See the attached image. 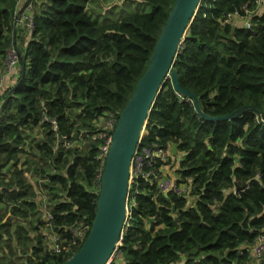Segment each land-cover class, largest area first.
<instances>
[{
	"label": "trees",
	"instance_id": "1",
	"mask_svg": "<svg viewBox=\"0 0 264 264\" xmlns=\"http://www.w3.org/2000/svg\"><path fill=\"white\" fill-rule=\"evenodd\" d=\"M145 1L151 11L101 22L89 13V0H30L35 27L18 48L24 72L0 94V264H61L82 246L57 253L49 236L67 243L73 227H91L95 218L105 166L102 141L92 138L103 126L96 123L126 106L175 0ZM24 3L0 0V67L16 44ZM234 12L249 15L251 26L224 23ZM173 67L205 114L245 109L231 119L203 117L165 81L143 143H177L161 165L174 163L179 181L192 186L178 195L136 177L115 258L251 264L243 248L264 230V11L256 0H201Z\"/></svg>",
	"mask_w": 264,
	"mask_h": 264
},
{
	"label": "water",
	"instance_id": "2",
	"mask_svg": "<svg viewBox=\"0 0 264 264\" xmlns=\"http://www.w3.org/2000/svg\"><path fill=\"white\" fill-rule=\"evenodd\" d=\"M200 2L201 0L174 1L150 58L149 66L138 80L126 106L118 115L111 148L101 176L97 211L89 234L82 246L61 264H106L121 245L124 225L130 213L128 198L132 182V155L139 140L147 131L149 114L168 78L179 93L192 99L196 110L203 117L213 120L231 119L245 109L239 108L235 113L216 117L205 114L199 97L181 86L178 74L173 67L177 51L184 41L186 31L198 11ZM29 3L30 0H27L21 6L20 13ZM22 72H24V65ZM249 108L253 109L252 106ZM258 115L259 119L264 121L260 112ZM177 146V143L171 146L173 155L177 153Z\"/></svg>",
	"mask_w": 264,
	"mask_h": 264
},
{
	"label": "built area",
	"instance_id": "3",
	"mask_svg": "<svg viewBox=\"0 0 264 264\" xmlns=\"http://www.w3.org/2000/svg\"><path fill=\"white\" fill-rule=\"evenodd\" d=\"M257 7L264 3V0H256ZM28 4L25 8V12L22 14L23 16H28L29 6ZM29 18L31 19V26L29 31L33 30L35 27L34 22V11L30 13ZM239 16L238 12L229 13L224 19V23L231 22L233 17ZM246 17H249L246 16ZM20 22V19L18 18ZM22 21V19H21ZM24 26V25H22ZM246 27H250V20L245 22ZM17 61H20V53L16 46H12L8 50L7 57V66L5 75H14L17 72ZM2 83L0 84V86ZM118 117L115 113H106L105 117L101 116V124H103L101 130L92 135L93 140L100 139L101 142V150L100 155L98 156L102 162L105 160L109 154L112 140H113V132L117 125ZM55 123V121L53 120ZM171 156L170 149H164L157 146V144H144L143 138L139 140V144L137 145L131 159V179L132 182L136 177L140 179L148 180L151 184H154L156 188L162 192H173L178 195H183L189 192L191 189L190 180L180 182L178 179L165 175L162 172L161 165L163 161H168ZM100 174L98 175V179L101 180ZM131 182V183H132ZM48 217H51L50 213H48ZM49 226L51 223L48 224ZM91 229L90 224L86 221H80L75 227H73V238L64 243L63 240L54 233L50 238L51 247L57 253H67L71 254L77 247L81 246L86 239V235L88 231ZM118 249V248H117ZM115 250L114 254L116 253ZM243 249L249 251L250 256L252 257L251 264H260L261 260L264 257V230L258 234L255 241L252 245L246 246ZM73 255V254H72ZM71 255V256H72ZM121 258V255L117 256V259ZM111 260V259H110ZM256 261V262H254ZM106 264H112L111 261H108Z\"/></svg>",
	"mask_w": 264,
	"mask_h": 264
},
{
	"label": "rangeland",
	"instance_id": "4",
	"mask_svg": "<svg viewBox=\"0 0 264 264\" xmlns=\"http://www.w3.org/2000/svg\"><path fill=\"white\" fill-rule=\"evenodd\" d=\"M262 5L264 6V3H262L260 5V7ZM28 8H29V10H28V16H29L30 15L29 11H30V13H32V11H33V4L31 3V5ZM87 9H88V11L91 14L93 19L104 22L106 20L118 19L122 15L130 13L132 11H145V12L151 11L152 5L145 0H89V3L87 5ZM22 13H20V11H19V17L18 18L20 19V23H21L20 25H24L25 27L27 26L29 28L31 26V19L28 16L21 15ZM21 19H22V21H21ZM16 23H17V21H16ZM27 27H26L25 33L26 34L28 33L31 37V32L29 31V29H31L32 27L29 29ZM14 41L16 42V39ZM13 46L17 47L16 44H14ZM7 57H8V51L6 53L4 63L2 65V67H0V84L2 83V81L5 77L4 71H6ZM17 64H18V66H17L18 69H17V72L14 74L15 77H18L21 70H22L21 62L17 61ZM15 81H16V78L14 79V82ZM14 82H12L11 84H13ZM11 84H9V86ZM0 104H1V101H0ZM107 113H109V112H107ZM99 122H101V118H99V120L97 121L96 124H98ZM146 132L147 131H145L144 133H146ZM99 147H100V149H99L98 156L100 155L101 143L99 144ZM161 168H162V172L165 175H168L169 174L168 172H170V171L176 172V165L172 162H170V163L168 162L167 164L161 166ZM121 256H122V254H121ZM115 257H116V255H113L111 257L110 261L112 262V264H114L116 261L120 260V259H117ZM112 259H116V260L112 261ZM254 262H256V261H254ZM17 264H25L24 259L22 258V259L18 260Z\"/></svg>",
	"mask_w": 264,
	"mask_h": 264
},
{
	"label": "crops",
	"instance_id": "5",
	"mask_svg": "<svg viewBox=\"0 0 264 264\" xmlns=\"http://www.w3.org/2000/svg\"><path fill=\"white\" fill-rule=\"evenodd\" d=\"M26 1L27 0H23V2H26ZM257 11H259V12L264 11V6L262 5L260 7V5H259L257 7ZM249 18L250 17H246V16H242V17L241 16H236V17H233L232 22H234L237 25H241L242 23L245 25V22L247 20H249ZM16 24L20 25L21 23L17 22ZM25 32H26V30L22 29V25H21L19 27V30H18V33H17V38H16V42H17L16 45H17L18 48H23L24 49L26 47V43H27L28 39L30 38V35L28 33L26 34ZM15 78L17 79V77H15V75H5V77H4L3 81H2V85L0 86V94H2V92H3L2 90H5L6 88L12 86L15 83L14 82ZM12 82H14V83L11 84ZM9 84H11V85L9 86ZM176 169H177V166H176ZM168 173H169L168 176L178 179L177 171L176 172H171L170 171ZM180 182H183V181H180ZM52 235L53 234H51V236H49V238H51ZM118 259H120V260L116 261L114 264H126L123 261V259H121V258H118Z\"/></svg>",
	"mask_w": 264,
	"mask_h": 264
}]
</instances>
